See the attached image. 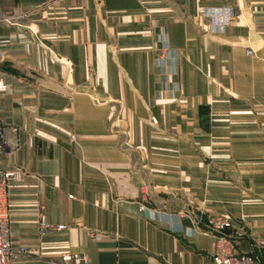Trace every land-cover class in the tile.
Here are the masks:
<instances>
[{"label":"crops","instance_id":"0c3cea01","mask_svg":"<svg viewBox=\"0 0 264 264\" xmlns=\"http://www.w3.org/2000/svg\"><path fill=\"white\" fill-rule=\"evenodd\" d=\"M208 9V16L198 9ZM11 264H214L221 215L264 264V0H0ZM250 49L252 52L247 53ZM43 219L65 229L39 235ZM94 236H100L95 240Z\"/></svg>","mask_w":264,"mask_h":264},{"label":"built area","instance_id":"2783aa9c","mask_svg":"<svg viewBox=\"0 0 264 264\" xmlns=\"http://www.w3.org/2000/svg\"><path fill=\"white\" fill-rule=\"evenodd\" d=\"M102 3L103 0H95ZM200 15L208 16V9L201 7L198 9ZM15 15L0 14V21L7 24H15ZM252 51L247 50L250 54ZM15 133V128L9 125H0V158L3 156L7 144V139ZM21 175L18 169H0V264H11L21 256H36L39 251L25 246L12 245L9 238V213H8V187L12 181L17 180ZM191 222V230L200 231L212 236L213 252L212 260L214 264H263L260 257L253 250L244 252L238 248V239L229 232L231 228L230 220L221 215L210 216L202 219L200 214L190 212L187 214ZM65 225L53 224L43 219L40 214L37 221V232L39 235L48 232H58L64 230ZM99 240L100 236H94ZM50 264H91L86 253L65 251L59 257L51 260Z\"/></svg>","mask_w":264,"mask_h":264}]
</instances>
